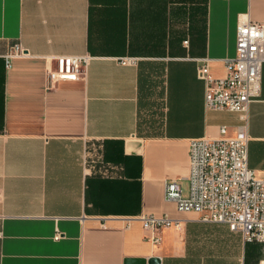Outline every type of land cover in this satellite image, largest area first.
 I'll return each instance as SVG.
<instances>
[{
    "label": "crops",
    "instance_id": "obj_1",
    "mask_svg": "<svg viewBox=\"0 0 264 264\" xmlns=\"http://www.w3.org/2000/svg\"><path fill=\"white\" fill-rule=\"evenodd\" d=\"M245 18L264 22V0H0V264L187 259L202 221L165 198V183L187 187L191 138L236 134V112L205 108L197 66L207 57L224 76ZM60 56L87 63L67 78ZM248 132L264 180V62ZM94 148L120 169L95 172ZM142 214L180 225L154 244Z\"/></svg>",
    "mask_w": 264,
    "mask_h": 264
},
{
    "label": "built area",
    "instance_id": "obj_2",
    "mask_svg": "<svg viewBox=\"0 0 264 264\" xmlns=\"http://www.w3.org/2000/svg\"><path fill=\"white\" fill-rule=\"evenodd\" d=\"M20 54L22 49L16 45L6 55L7 61ZM57 60L58 70L67 78H76L87 63V58L80 56H60ZM198 61L197 76L204 83L205 108L236 112L241 123L234 136H228L227 127L223 125L218 137L191 138L186 192L182 178H172L165 183V198L179 211L198 213L202 222L226 225L232 233L240 236L243 245L257 243L264 247V180L258 178L248 164L249 107L261 89L264 22L249 18L239 20L236 53L225 58L224 76L213 75L207 57ZM94 149L88 164L95 172L112 176L120 169L105 161ZM92 152L96 158L91 157ZM139 219L147 238L154 244L161 242L164 228L180 225L179 220L168 216L142 214ZM62 237L64 233L56 229L53 238ZM257 264H264V252Z\"/></svg>",
    "mask_w": 264,
    "mask_h": 264
},
{
    "label": "rangeland",
    "instance_id": "obj_3",
    "mask_svg": "<svg viewBox=\"0 0 264 264\" xmlns=\"http://www.w3.org/2000/svg\"><path fill=\"white\" fill-rule=\"evenodd\" d=\"M158 130L160 131V129L153 127L144 129L145 132L151 133H157ZM91 157L96 158L94 152H92ZM187 245L189 248L187 259L172 264H241L244 260V247L240 236L232 233L223 224L201 222V225L195 231L188 233ZM262 253L260 251L259 257L255 261L254 257H251L250 261H247L248 264H256Z\"/></svg>",
    "mask_w": 264,
    "mask_h": 264
},
{
    "label": "water",
    "instance_id": "obj_4",
    "mask_svg": "<svg viewBox=\"0 0 264 264\" xmlns=\"http://www.w3.org/2000/svg\"><path fill=\"white\" fill-rule=\"evenodd\" d=\"M124 264H161V260L158 257H128L125 259Z\"/></svg>",
    "mask_w": 264,
    "mask_h": 264
},
{
    "label": "trees",
    "instance_id": "obj_5",
    "mask_svg": "<svg viewBox=\"0 0 264 264\" xmlns=\"http://www.w3.org/2000/svg\"><path fill=\"white\" fill-rule=\"evenodd\" d=\"M250 246L253 247L251 250V257H254V261H255V259H258V257H259L258 255H259L260 251L262 253V250H264V249H263V246L261 244H257V243H246L245 249H247V247H250ZM260 248H261V250H260ZM244 264H248L247 260H244Z\"/></svg>",
    "mask_w": 264,
    "mask_h": 264
}]
</instances>
